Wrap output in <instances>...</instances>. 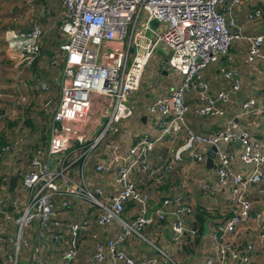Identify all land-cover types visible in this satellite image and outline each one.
Returning a JSON list of instances; mask_svg holds the SVG:
<instances>
[{
  "label": "built area",
  "instance_id": "built-area-1",
  "mask_svg": "<svg viewBox=\"0 0 264 264\" xmlns=\"http://www.w3.org/2000/svg\"><path fill=\"white\" fill-rule=\"evenodd\" d=\"M261 1L264 0H62L58 30L66 41L58 43L53 53L61 61L58 96L55 104L46 97L39 103L40 110L49 113L46 145L32 150L29 170L21 178L26 198L21 211L13 217L17 231L13 254L8 256L11 264H17L19 235L29 225L36 226L38 238L44 231L50 244H61L60 232L50 228L51 225L59 227L54 220L56 197L61 208H66L67 199L71 198L97 209L94 222L98 229L117 223V233L106 239L99 240L92 235L93 248L87 257L90 264H157L155 258L136 259L128 255L124 250L125 240L132 235L141 236L142 228L150 222L167 218L169 240L178 245L184 235H195V230L188 225L193 211L186 193L173 194L162 197L146 217L150 209L148 193L134 184L131 175L141 172L155 184H161L183 153L195 163L203 162L199 151L202 146L209 147L215 158L217 186L225 191L229 206L228 217L211 229L217 264H253L252 243L245 241L241 247L237 235L239 227L252 221L255 240L264 245V209H252L247 196L253 184H260L259 193L264 194L263 146L235 122L227 121L214 132L204 134L194 132L184 117L185 95L189 92L194 93L197 102L194 111L198 116H223V105L239 89L240 77L235 69L219 67L218 74L228 82V87L210 93L201 72L225 55L232 42H246V63L264 60L261 53L264 33L242 34L233 17L235 11L249 6L244 13L245 20L259 19L261 10L255 3ZM45 33L36 22H31L27 30L5 31L6 48L17 58L14 68L19 65L29 68L40 56ZM158 48L165 56V68H162L179 74L180 79L167 93L154 97L145 111L158 115L157 126L162 137L171 140L181 136L182 141L167 160L152 163L148 155L154 140L149 134L134 135L121 160L118 143L108 141L107 136L124 132L123 123L133 111L127 99L138 89L144 69ZM50 64H56L55 59ZM11 85L10 91H3L0 85V102L5 99L8 103L0 111V122L5 116H12L15 105L27 104L25 91L44 93L48 88L41 80L27 83L18 72L12 77ZM93 99L99 101L101 116L91 124L89 109ZM255 106L256 96L245 99L240 104L239 115L257 109L264 121V108ZM94 131L96 134L92 136ZM90 137V143H86ZM21 141V137L11 141L4 150L13 149ZM237 142V157L243 166L240 172L232 170L234 153L225 149L226 145ZM98 144L103 148L104 158L93 169L96 173L111 175L110 193L100 186L89 187L82 175L87 159ZM59 152L65 154L51 162L50 156ZM78 159L80 163L74 170L78 179L73 180L70 166ZM200 188L210 189L206 182ZM129 203L135 206L134 216L123 220L120 215ZM89 225L87 217L67 224V239L60 248L58 264H71L76 256L78 236ZM22 242L25 245L23 239ZM39 247L38 243L32 247L27 264H46L39 256Z\"/></svg>",
  "mask_w": 264,
  "mask_h": 264
},
{
  "label": "crops",
  "instance_id": "crops-1",
  "mask_svg": "<svg viewBox=\"0 0 264 264\" xmlns=\"http://www.w3.org/2000/svg\"><path fill=\"white\" fill-rule=\"evenodd\" d=\"M5 3L6 4L4 5L3 1L0 0V34L2 33V35H0V60L3 58V62H7L13 66L17 62L15 55L6 48V42L3 36V33L5 34L4 31L7 29L21 31L27 30L32 21L41 23L40 27L46 30L41 47L44 48V51L48 52V54L52 55L54 48L56 51V47L58 43H60L56 41L54 37L56 36L55 34L57 31H59L58 24L63 11L62 0H6ZM255 5L261 10L260 18L255 21L249 22L245 20L244 13L249 6L241 7L233 14L235 25L240 28V31L244 35L264 33V1L256 2ZM32 6H35V8ZM251 7L252 6L250 5V8ZM6 14L8 17L5 16ZM245 48V41L232 42L225 55L219 57L217 61L208 65L201 72L202 77L208 83L210 93L228 87V82L220 78L218 74L219 67H230L235 69L238 73L240 77L239 89L230 94L228 101L223 105V116L220 118L198 116L194 111L197 106L194 93L189 92L185 95L187 111L184 118L187 126H189L194 132L204 134L214 132L216 129L222 127L227 121L235 122L239 129L247 131L262 144V151L264 153V121L260 118L258 110L253 109L244 115H239L241 102L249 97L256 96L255 108H264V60L259 59L255 60L253 63H246L244 61ZM261 53L264 55V41L261 45ZM164 57L162 49L158 48L144 69L137 91L128 97L127 101L132 104L133 111L132 115L123 123L124 132L107 136L108 141L118 143L121 160L123 159L124 152L130 142L134 140V135L149 134L151 139L154 140L153 149L148 155V161L152 163H162L167 160L171 157L174 149L182 141L181 136L171 140L162 137L160 135V129L157 126L159 122L158 115H149L145 111V106L149 104L154 97L167 93L169 89L176 86L179 82V74L171 73L168 70H159V62L163 61ZM3 66L6 65L0 63V85L3 91H10L12 90L11 82L9 81V85L4 83L7 76L2 72L4 69ZM59 71L57 74V80ZM13 76L14 74H11L9 77L10 80ZM158 79L161 80V86H157L160 84ZM27 83L32 82L28 81ZM46 92L44 93L46 94ZM56 96H58V88L55 94L52 95V98L55 99ZM44 97L48 98L46 95ZM5 101V99H2L0 102V111L6 109L4 107ZM51 102L52 104H55L52 100ZM92 107L94 113L98 112L95 117V120L97 121L101 116L99 112V101L97 99H93L91 108ZM94 127L96 130L97 125ZM225 149L234 153L232 170L234 172L242 171L243 166L237 157L239 151L237 143L226 145ZM199 151L203 154V162L195 163L183 153L181 159L174 163L173 167L168 172L169 174L165 177L160 186H157L153 180L148 179L141 172L133 173L131 175L134 184L148 193L150 208L151 206L156 205V203L164 196L186 193L189 204L193 208V219H195V223L198 211L202 212L201 235L189 240L184 238L183 242L180 241V243L182 242V245H180V243L175 245L170 242L169 219L167 218L159 222L153 221L142 228L143 235L157 244V247L155 246V248L163 253V255H167L165 256V258L167 257L166 259L163 258L161 261H157V264H207L208 260L211 261V264H217V251L211 238V229L215 226L221 225L224 219L228 217V205L226 203L225 191L221 190L215 184V158L209 147L202 146L199 148ZM102 152L103 148L101 145L92 151L83 167L82 175L89 187L100 186L104 191L110 193L111 175L99 174L93 169L94 164L104 158V153ZM206 158L211 159V166L209 167H206L205 165ZM72 170L71 177L73 180H77V177H74L75 169ZM92 172L94 173V177L99 176L101 178L93 180ZM204 182H208L214 189L212 194H209L200 188L201 183ZM260 187V184H253L248 188L247 196L251 201L252 209H264V194L261 195L259 193ZM69 200L76 202V208L79 212L78 219L90 216V218H88L91 221L90 226L80 236L81 238L78 243L79 249L71 264H90L87 261V257L92 251V242L94 243V238H92L91 233H95L94 231L98 229L94 222L95 216L90 215L93 208L88 206V204L82 200L76 201L75 199L68 198L67 201ZM68 208L69 207L64 210L62 209L64 217L66 216L64 215V211L66 213ZM1 212L6 213V206L1 207ZM134 213L135 208L129 205L124 208L120 217L123 220H129L134 216ZM69 217L72 219L71 216H66V218ZM203 225L205 230H203ZM118 229L119 227L117 223H112L110 226H107L106 229H104V227L103 229L99 228L100 231H105V233H109L110 236L117 233ZM185 236L188 237L187 235ZM237 236L241 243V247H243L245 241H250L252 243L253 252L250 253L252 263L264 264V245H260L256 242L252 221H248L245 225L239 227ZM135 238L136 237L131 236L124 242V250L128 255L136 259H149L152 258V256H158L159 252L157 253V250L151 248V244H139L133 241ZM49 247L51 249L53 248L48 243L46 244L43 242L41 248L39 247L40 258H42L40 251L44 248L48 249ZM11 250L13 251V246ZM30 250H32V248H30ZM107 260L108 259H106V261ZM167 260L172 263H169ZM18 262L19 264H27V262H22L20 259H18ZM55 264H58V262Z\"/></svg>",
  "mask_w": 264,
  "mask_h": 264
},
{
  "label": "rangeland",
  "instance_id": "rangeland-1",
  "mask_svg": "<svg viewBox=\"0 0 264 264\" xmlns=\"http://www.w3.org/2000/svg\"><path fill=\"white\" fill-rule=\"evenodd\" d=\"M2 1L5 5L6 0H2ZM32 7L35 8V6ZM5 16H7V14ZM37 24L38 25L40 24L41 26V23H37ZM0 35H2V33ZM55 35L56 36L54 37V39L56 41L61 42L62 40H65V38L62 37V35L58 31ZM41 49L42 47L40 48V56L34 61V63H32V65L29 68H21L20 65L14 68L13 65L8 64L7 62H3V58L2 60H0V63L6 65L3 66L4 69L2 70L3 74L7 76L6 79L4 80V83L6 85H9V81L11 82L9 78L11 74H15L16 72H18V76L21 79L26 80L27 82L28 81L34 82L36 80H41L48 86L46 94L38 93L36 91L34 92L25 91L28 93V103L24 105L21 104L15 105L14 113L12 114V116L5 117L0 122V138L2 139L3 142L2 146L6 145L7 143L19 137L22 138L20 145H17L13 149L8 151L5 150L0 151V181H1L0 183V264H11V262L8 261V256H12L13 254V251L11 249L12 246H14V242H16V231H17V227L13 222V217L16 216L21 211V208L24 203V199L26 198V191L21 185V178L22 175L29 170L28 161H29L30 153L32 152L33 149L44 148L46 142V137H47L46 128H47L49 113H44L43 111L40 110L39 108L40 100L42 97L46 95L49 99L55 102L57 97L56 96L55 99H53L52 95L55 94L58 88L57 74L59 68L61 67V61L59 60V57L56 58L53 55V53L55 52V48L52 55L44 51V48L43 50ZM51 59H55L56 64H50ZM163 64H164V60L159 62L158 65L159 70H164L163 68L165 67H163ZM166 70L168 69H165V71ZM158 81H160V84L157 86H161V80L158 79ZM4 105H5L4 107L7 108L8 103L5 101ZM89 110H90L89 118L91 121L90 123L92 124V121L95 120V117L97 116L98 112L94 113L93 107L92 108L90 107ZM95 134L96 131L93 132L92 136ZM90 141H91V137L88 140H86V143H90ZM98 146L99 144L96 145V148ZM64 154L65 152L52 154L50 156L51 162H53L58 157H63ZM91 174L93 180H98L101 178L99 176L94 177L93 172ZM13 180H14V186L11 190H9L8 186H10V183H12ZM2 206H6V213L1 212ZM76 206H77L76 202H74L73 200H69L68 211L66 213L64 211V215L71 216L72 219H70V217L69 218H66V216L64 217L62 209L60 210L56 209L58 213L54 217L55 218L54 220L59 223V227L55 228L51 225L50 228L57 229L60 232L61 244L58 246H54L49 243L48 236L46 233H44V231H42L43 233L42 237L38 238V235L36 234L37 228L34 224L29 225L28 227L22 229L19 235L20 241H18V248L16 253L17 264H19L18 259H20L22 262L28 263L31 254L30 248L36 246L35 245L36 243H38V245L41 248L43 242H45L46 244L48 243L53 248L51 249L49 247L48 249L44 248L43 250H41L40 255H42V258L45 261L42 258L41 259L47 264L49 263L55 264L59 262L60 253H61L60 248L64 245L67 239V235L65 234L67 224L77 220L79 216L78 215L79 212ZM96 214H98V210L93 208L91 210L90 215L95 216ZM88 217L90 218V216ZM101 229H103V227ZM104 229H106V227H104ZM94 232L96 239L99 240L106 239V237H108L109 235V233H105V231H100L99 229H97ZM81 234L78 236V240H77V251L79 249L78 243L81 238L80 237ZM132 236L136 237L133 240L134 242H137L142 245L151 244L152 246L150 245V247L157 250V253L159 252V250L155 248V246L157 247V244L151 241L150 239H147L146 236L143 235V233L139 237L134 235ZM22 239L25 242V245L23 244ZM160 253L161 252L158 253V256H152V258H155L157 261H161L163 258H165V256H167V255H163V253L161 254ZM167 261L169 263H172L169 260Z\"/></svg>",
  "mask_w": 264,
  "mask_h": 264
},
{
  "label": "trees",
  "instance_id": "trees-1",
  "mask_svg": "<svg viewBox=\"0 0 264 264\" xmlns=\"http://www.w3.org/2000/svg\"><path fill=\"white\" fill-rule=\"evenodd\" d=\"M59 32V31H58ZM43 39H44V36H43V38H42V41H43ZM42 41H41V44H42ZM40 48H41V46H40ZM41 50H43V48L41 49ZM34 63V62H33ZM6 117V116H5ZM4 117V118H5ZM3 118V119H4ZM2 119V120H3ZM10 143V142H9ZM9 143H7L6 145H4V146H2V144H3V142H2V139L0 138V151H4V147H6V146H8L9 145ZM45 144H46V142H45ZM34 150V149H33ZM79 163H80V159H78V160H76V161H74L73 163H72V165L70 166V169H75V168H77L78 167V165H79ZM169 173H167L166 175H165V177L168 175ZM165 177H164V179H165ZM150 180H152V179H150ZM154 182V181H153ZM0 183H1V181H0ZM207 183V185H208V187L210 188V189H212L211 188V186L209 185V183L208 182H206ZM215 184L217 185V181H216V177H215ZM9 185V184H8ZM157 186H160L161 184H156ZM13 186H14V180L12 181V183H10V186H8V189L9 190H11L12 188H13ZM210 189H206V190H204V191H206L207 193H209L210 194V192H209V190ZM213 192H214V190H212ZM212 194V193H211ZM59 198H54V200H53V203H54V207H55V209H66V208H61L60 206H59ZM226 203H227V201H226ZM129 205H131V207H134L135 208V206H134V204L133 203H129V204H127L126 206H125V208L127 207V206H129ZM228 205V204H227ZM192 208V207H191ZM124 210V209H123ZM192 211H193V208H192ZM228 212H229V207H228ZM55 213H56V215H57V213H58V211L57 210H55ZM193 215H194V212L192 213V217L190 218V219H188V225H190L194 230H195V235L193 236V237H191V236H188V237H186L185 235V237L183 236L181 239V241L183 242V240H184V238L185 239H187V240H189V239H192V238H195L196 236H200L201 235V232H202V228H201V222H202V212L201 211H198V216L196 215V223H195V219H193ZM163 221V220H162ZM153 222V221H152ZM152 222H150V223H152ZM149 223V224H150ZM197 225V226H196ZM215 227H217V226H215ZM93 234H95V233H91V236L93 235ZM141 234H142V232H141ZM182 242L180 243V245H182Z\"/></svg>",
  "mask_w": 264,
  "mask_h": 264
},
{
  "label": "water",
  "instance_id": "water-1",
  "mask_svg": "<svg viewBox=\"0 0 264 264\" xmlns=\"http://www.w3.org/2000/svg\"><path fill=\"white\" fill-rule=\"evenodd\" d=\"M155 24V22L154 21H151V25H154ZM237 145H239V143L237 142ZM205 165H206V167H209V166H211V159L210 158H206V160H205ZM156 207V205H153V206H151V208L146 212V217H148V215H149V213L152 211V210H154V208ZM203 230H205V227H204V225H203Z\"/></svg>",
  "mask_w": 264,
  "mask_h": 264
}]
</instances>
